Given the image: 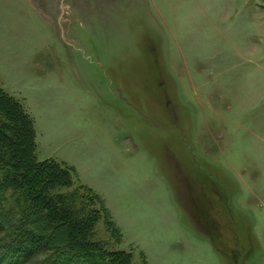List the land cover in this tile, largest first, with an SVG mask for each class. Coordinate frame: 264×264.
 Masks as SVG:
<instances>
[{"label": "rangeland", "instance_id": "obj_1", "mask_svg": "<svg viewBox=\"0 0 264 264\" xmlns=\"http://www.w3.org/2000/svg\"><path fill=\"white\" fill-rule=\"evenodd\" d=\"M0 88L102 251L264 264V0H0Z\"/></svg>", "mask_w": 264, "mask_h": 264}, {"label": "trees", "instance_id": "obj_2", "mask_svg": "<svg viewBox=\"0 0 264 264\" xmlns=\"http://www.w3.org/2000/svg\"><path fill=\"white\" fill-rule=\"evenodd\" d=\"M35 148L34 121L0 88V264H23L40 252L47 253L41 264H130L127 253L90 242L92 222L73 217L49 193L71 186L76 173L53 159L38 161Z\"/></svg>", "mask_w": 264, "mask_h": 264}]
</instances>
